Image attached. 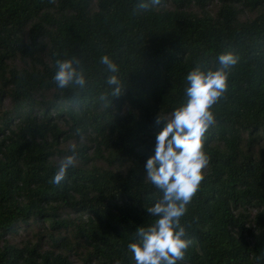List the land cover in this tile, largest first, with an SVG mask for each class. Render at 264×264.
I'll return each instance as SVG.
<instances>
[{
    "label": "trees",
    "instance_id": "1",
    "mask_svg": "<svg viewBox=\"0 0 264 264\" xmlns=\"http://www.w3.org/2000/svg\"><path fill=\"white\" fill-rule=\"evenodd\" d=\"M211 1L0 0V264H77L71 251L81 264H135L128 245L162 195L144 170L156 119L186 104L187 73L216 70L222 53L238 63L210 109L209 164L181 218L192 243L177 264H264V0H217L215 13ZM66 59L83 89L53 81ZM73 147L75 166L50 183ZM20 226L27 239L12 244Z\"/></svg>",
    "mask_w": 264,
    "mask_h": 264
},
{
    "label": "clouds",
    "instance_id": "2",
    "mask_svg": "<svg viewBox=\"0 0 264 264\" xmlns=\"http://www.w3.org/2000/svg\"><path fill=\"white\" fill-rule=\"evenodd\" d=\"M152 5L159 0H150ZM141 9L149 7L148 0H141ZM220 65L207 73L194 68L187 73V103L177 107L165 118L158 115L157 124L163 123L162 130L156 136L154 155L144 165L146 179L161 192V198L146 212L156 219L147 227L140 226L135 231L137 242L128 245L135 264H177L185 257L191 245L185 239L187 233L181 225V218L187 212V206L198 192L204 179L203 170L209 164V156L204 151V136L215 121L210 109L227 90L228 70L238 63V57L232 53L218 56ZM101 63L111 73L106 83L112 87V96L121 94L118 78V65L109 56L101 57ZM78 61L66 59L57 61L58 70L53 81L60 89L73 84L83 89L87 80L82 69L76 66ZM101 99H106V95ZM71 155H66L50 183L59 186L68 176L69 169L77 160L75 147Z\"/></svg>",
    "mask_w": 264,
    "mask_h": 264
},
{
    "label": "rangeland",
    "instance_id": "3",
    "mask_svg": "<svg viewBox=\"0 0 264 264\" xmlns=\"http://www.w3.org/2000/svg\"><path fill=\"white\" fill-rule=\"evenodd\" d=\"M218 5H219V3H218L217 0H212V1L207 5L206 8H207V10L210 11L211 13H215L216 10H217ZM256 13H257L256 11L253 12V11H251V10H249V9H243V11H242V13H241V17H242L243 19H244V18H248V17H252V16L256 15ZM23 63H25L24 60L17 58V59L14 61V66H17V67L20 68V67L23 65ZM6 106H8V100H4L3 107L5 108ZM16 121H17V119L15 118V119L13 120V123H15ZM75 141H77V140L73 139V140L70 141V143L75 142ZM78 141H79V142H84V141L81 140V139H78ZM89 151H90V148H89ZM62 215H63V217H65V218H72V217L74 216V214H72V213H68L67 211L62 212ZM34 227H35V226H34ZM23 228H24L23 226H20V227L17 229L16 233H14V234H9V235L7 236L8 240H9L12 244H19V243H21L23 240L27 239V237H26L24 234H22V232H23ZM32 228H33V227H32ZM44 247H47V246H44ZM56 249L59 251L58 248H56ZM71 259L74 261V263L81 264V259H80L79 254H77V253L74 252V251H71Z\"/></svg>",
    "mask_w": 264,
    "mask_h": 264
}]
</instances>
